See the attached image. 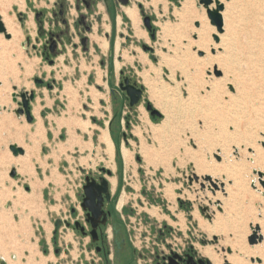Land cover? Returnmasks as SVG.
Returning <instances> with one entry per match:
<instances>
[{"label":"rangeland","instance_id":"obj_1","mask_svg":"<svg viewBox=\"0 0 264 264\" xmlns=\"http://www.w3.org/2000/svg\"><path fill=\"white\" fill-rule=\"evenodd\" d=\"M4 1L0 20L14 22L17 34L9 39L0 34L2 264L100 262L89 236L73 228L75 221L84 222L80 203L87 176L115 179L109 185L126 243L121 264H198L208 259L207 250L221 259L217 264H232L222 259L231 255L242 257V264H264V161L258 157L264 156V83L259 48H247L245 40L246 33L259 38L254 29L264 24L260 1L253 0L251 14L249 0H222L236 6L234 47L221 43L224 31L209 24L199 0L119 5L110 81L114 86L127 78L143 88L133 108L107 85L112 27L101 1L88 9L83 0H66L70 27L66 38L56 41L55 58L63 59L51 58L52 65L41 56V44L54 38L49 18L63 0ZM126 7L136 10L135 26ZM42 12L45 32L39 36L35 15ZM78 16L90 25L83 33L88 48H81L73 28ZM146 17L153 31L145 27ZM35 79L47 86H37ZM66 87L70 95L64 94ZM31 91L29 124L15 114L12 94L20 102L19 94ZM147 105L160 116H152ZM103 131L114 148L109 168L103 162ZM10 145L24 154L13 156ZM16 159L29 161L26 172ZM254 233L261 240L250 245ZM109 243L111 262L117 264L112 238Z\"/></svg>","mask_w":264,"mask_h":264},{"label":"water","instance_id":"obj_2","mask_svg":"<svg viewBox=\"0 0 264 264\" xmlns=\"http://www.w3.org/2000/svg\"><path fill=\"white\" fill-rule=\"evenodd\" d=\"M119 5L121 6H127L129 4V0H117ZM199 6H202L205 9L206 17L209 21V24L213 27H215L216 31L220 34L222 32V26H223V21H222V16L221 12L223 11V4H221L218 0H211L209 3V0H199L198 1ZM214 4V8L210 9L209 7ZM113 5V11H112V24H113V31L112 35L110 38V44H109V54H108V69H109V74L107 75V85L108 88L111 92V94H117L121 98L122 101H127L128 106L130 108H133L134 106H137L139 102L142 99L143 96V88L142 87H137L135 83L130 84V80L127 78L123 79V82L119 83L118 85H112L110 81V73L113 69V46H114V39H115V30H114V24H115V8L114 4ZM35 20L37 21V28L39 31V36H42L43 32V22L38 21V14L35 15ZM144 25L147 28L148 31H153L150 25V19L149 18H144ZM5 33V28L3 27V24L0 21V34ZM52 37V35H50ZM9 35H4L5 39H9ZM153 38V35H151ZM214 39L217 41V36H214ZM35 48V47H33ZM43 52H41V56L44 57L45 61L48 63V65L53 64V60L51 58H55L57 56V44L55 41L51 39V42L44 44ZM46 50H48V53H46ZM216 75L219 76V72L216 71ZM34 82L36 84H40L42 81L35 79ZM50 88V87H49ZM13 90H16L15 87H13ZM20 102H17L16 100V95L12 94V101L17 104L18 110L15 111L16 115H24L26 122L31 123L32 122V117L30 115V102L33 101L34 99V93L33 91L29 93H20L19 94ZM147 110L150 111V114L152 116H157L159 117V113H157L154 110H151V107L147 105ZM116 146H118V141L116 140ZM9 150L12 153L13 156L17 157L18 155H23L24 151L22 148L16 146V145H10ZM218 158V157H217ZM101 173H106L107 176H110L109 171H104V169L100 170ZM15 175L14 169L11 170V176L13 177ZM259 178L262 177V174H258ZM197 179V177L195 176ZM205 181H209L210 186L213 189H217V186L213 184L209 177H205ZM85 184L82 186V193L83 197L81 199L80 207L82 211L87 212L86 214V222L90 223L91 225V232L90 236L92 238V241L94 242L97 239V233L96 229L97 226L100 224H105V217L106 215L104 214L103 211V202H110V195H111V189L108 180L104 177L101 176L98 178V181L96 182L94 179H91L89 176H87L84 180ZM260 183L262 187L264 188V182L260 180ZM115 198L112 199L111 205ZM110 205V206H111ZM74 211L72 210V213ZM103 218L102 221L100 219ZM79 222L75 223V226H77ZM82 231V230H81ZM257 234H253L251 238L249 239V244H255L259 240H261V237L258 238ZM179 260V258H178ZM190 260V259H189ZM3 261H0V264H2ZM172 264H177L172 262ZM198 264H210L207 260L200 259L198 261Z\"/></svg>","mask_w":264,"mask_h":264},{"label":"bare ground","instance_id":"obj_3","mask_svg":"<svg viewBox=\"0 0 264 264\" xmlns=\"http://www.w3.org/2000/svg\"><path fill=\"white\" fill-rule=\"evenodd\" d=\"M9 1H15L16 2L18 0H9ZM218 1L221 4H223V1L222 0H218ZM259 1H260V10H262L263 7H264V0H259ZM2 2L5 3L4 0H0V4ZM223 6H224V8H223L224 11L221 12V16H222V21H223L222 31H224V34H221L219 36V39H220L221 43H223L225 46H227V47H234L238 43V41H239V33H238V30H237L238 28H237V26L235 24L236 23V17L234 15V10H235L234 8H236V6L233 5V4H231V5L230 4H223ZM209 8L210 9H213L214 8V4H212ZM253 9H254L253 0H249L248 1V9L247 10H248L249 13L254 14L253 13ZM187 10H188V6H184L183 9H182V12L185 13ZM124 14L127 16V18L130 21H132L131 22L132 25L135 26V21H136V10H135V8H133V7H130V8L126 7V8H124ZM2 20H0V21L3 24L4 21L2 22ZM117 23H119V21ZM4 25H3V27L5 28V33H3L1 35H3V36L4 35H9V36L12 35L14 37L17 34V29H16V26H15L14 22L8 20L7 22H4ZM254 32H258L259 33L258 34L259 35V38L253 39L252 34L246 33L245 40H247V48H259V50L257 51V55H256L257 65H258L260 74L262 75L261 79H262V81L264 83V24L262 26V29L261 28H257V30H256V28H255L254 29ZM254 32H252V33H254ZM101 46H102V48H107V42H102ZM116 48H118V46ZM227 49H229V48H227ZM57 58H58L59 61H62V59H63L61 57H57ZM57 58H55V61L57 60ZM227 65H228V68H229L230 65L229 64H226V67H227ZM116 67L118 68V65H116ZM64 94H66V95H70L71 94L68 87L65 88ZM69 104L70 105H73V102L71 101V102H69ZM165 124H166V121H163L161 128H163V126H165ZM249 137L251 138L252 136H249ZM101 140H102V142H103V144L105 146V149H104V158H103L104 161L103 162H104L105 166L107 168H109L110 165L112 164V161H113V158H114V148H113V144H112V142H111V140L109 138V135H108L107 131H103L102 132ZM249 140L250 139H248V138L247 139H244V143L249 142ZM71 141L72 140L70 139V142L67 143V145H69V147H72L73 146L72 145L73 143ZM123 153H124V155H126L127 154V151L123 149ZM258 157H259V161H264V156L263 155L260 154V155H258ZM15 162L17 164H19V165L22 166V172H26L27 171L26 168L29 167V165H28V162L29 161L27 159H16ZM110 182H111L112 186L115 185V179L114 178H112ZM215 185L217 186V184H215ZM218 188L219 187H217V189ZM123 202L124 201L121 198L119 200V202H118V207L119 208L122 207ZM205 253L208 256V259H206V260L209 263H212V264H217L219 262L221 263V259L218 260L212 254L211 251L207 250ZM259 253L261 254V250L259 251ZM262 254H263V257H264V250L263 249H262ZM227 258H229V259L227 260ZM222 259H223V261H228V262H230L232 264H242V260H243L242 257H237L235 255L223 257Z\"/></svg>","mask_w":264,"mask_h":264},{"label":"flooded vegetation","instance_id":"obj_4","mask_svg":"<svg viewBox=\"0 0 264 264\" xmlns=\"http://www.w3.org/2000/svg\"><path fill=\"white\" fill-rule=\"evenodd\" d=\"M101 1L103 3V5L105 6L106 10L108 11V15L112 16V11H113V5L114 4V8L115 10L117 9V7L119 6V3L117 2V0H83V3L85 5L86 8H90L91 4H94L95 2H99ZM66 0L60 1L59 6H58V13L57 12H53L51 11V15H50V20H51V24H50V31L53 33L54 38H52L53 41H59L60 37L63 36L65 37V33H67L68 29H69V23L66 20V12L65 8L67 7V3H65ZM79 1L77 0V3ZM109 6H110V10H109ZM67 10V9H66ZM45 13L47 14V12L45 11ZM43 16V12L42 14H38V21H42ZM37 22V21H36ZM73 28L78 30V34H79V40H80V45L81 48H88V41L86 40V36L83 33H87L90 29V25L85 23V18L83 16H78V18L76 17V20L73 21ZM38 25V24H37ZM59 25H63V29L64 30H60ZM79 26H81V31L79 32ZM38 27V26H37ZM39 33L38 28H37V34ZM39 35V34H38ZM68 42L70 41V39H68ZM57 44V42H56ZM110 44V43H109ZM43 43L41 44V48L43 47ZM59 47V45L57 44V48ZM64 48V47H63ZM48 53V50H46ZM43 52V51H42ZM42 81V80H41ZM48 82L42 81L40 84H37V86H47ZM115 95V94H113ZM101 176H98L96 178L90 177L91 179H94L96 182L98 181V178ZM86 178V177H85ZM85 184V182H84ZM83 184V185H84ZM115 198V200L113 201L112 205H111V201L112 199ZM115 202H116V197H114V195H110V202H103V211L104 214L106 215V219H105V224H100L97 226L96 229V233H97V239L93 242L92 238L90 236V232H91V225L90 223L86 222V214L87 212L83 211V220L84 222H80L77 226H75V223L78 221L74 222L73 228L74 230L78 231L80 234L82 235H86L89 236L90 241H91V245L94 246V250L95 252L100 255L101 259L99 260L100 262L98 264H113L111 262L110 258V243H109V239L112 238L113 244L115 246V253H113V257L115 258V261L117 262V264H121L120 263V251L122 250V248L125 247L126 243H125V238L123 236V233L121 231L120 225L117 223L118 221L117 216H116V210H115ZM111 205V206H110ZM103 218L100 219V221H102ZM111 224V227L108 228V226ZM110 229H111V236H109L110 233ZM82 230V231H81ZM132 260V258H131ZM132 264V262H131Z\"/></svg>","mask_w":264,"mask_h":264},{"label":"crops","instance_id":"obj_5","mask_svg":"<svg viewBox=\"0 0 264 264\" xmlns=\"http://www.w3.org/2000/svg\"><path fill=\"white\" fill-rule=\"evenodd\" d=\"M34 11H36V10H34ZM116 12H117V9L115 10V24H114V30H115V32H116V27H117V16H116ZM109 18H110V20H111V30L113 31V24H112V16H109ZM43 32L42 33H44L45 32V28H44V26H43ZM116 34V33H115ZM43 35V34H42ZM112 35V34H111ZM110 38H111V36H110ZM114 44H115V39H114ZM56 52H58V50H56Z\"/></svg>","mask_w":264,"mask_h":264},{"label":"trees","instance_id":"obj_6","mask_svg":"<svg viewBox=\"0 0 264 264\" xmlns=\"http://www.w3.org/2000/svg\"><path fill=\"white\" fill-rule=\"evenodd\" d=\"M116 155H117V158L119 159L120 156H119V147L118 146H116Z\"/></svg>","mask_w":264,"mask_h":264},{"label":"snow or ice","instance_id":"obj_7","mask_svg":"<svg viewBox=\"0 0 264 264\" xmlns=\"http://www.w3.org/2000/svg\"><path fill=\"white\" fill-rule=\"evenodd\" d=\"M211 2V0H209V3Z\"/></svg>","mask_w":264,"mask_h":264}]
</instances>
